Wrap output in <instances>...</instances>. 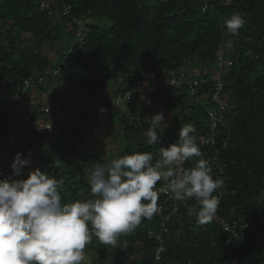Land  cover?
<instances>
[{
  "label": "trees",
  "instance_id": "trees-1",
  "mask_svg": "<svg viewBox=\"0 0 264 264\" xmlns=\"http://www.w3.org/2000/svg\"><path fill=\"white\" fill-rule=\"evenodd\" d=\"M0 1V75L7 81L6 95H0V178L12 174L11 165L18 152L25 157L30 151L38 167L63 180L62 197L69 202L89 197L87 178L95 164L137 150L151 151L158 159L162 146L159 142L147 144L149 125L141 107L144 100L135 96L123 102L125 106L121 104L119 110L124 144L107 155L99 149L90 150V141H84L81 130L96 125L101 115L96 107L82 109L80 96L112 101L105 88L113 79L124 77L132 86L143 87L149 82L150 71H155L158 82L166 83L192 65L199 68L198 77L210 78L206 70L219 67L216 53L223 46L230 48L234 62L225 74L230 97L227 128L221 129L215 148L199 144L209 162L217 156L230 191L220 200L213 221L202 226L197 225L195 213L189 214L196 207L195 200L181 203V213L169 223L163 261L264 264V0ZM45 1L48 5L44 7ZM205 2L207 8L202 10ZM65 5H72L69 15L63 14ZM237 12L245 24L233 36L224 27V19ZM72 16L86 22L82 39L77 37L75 25L71 26ZM39 47L55 56L46 55ZM64 54L66 59L62 60ZM56 62L62 71L52 76L50 71L56 68ZM34 75L67 85L57 106L71 111L75 121L62 123L52 117L55 125H60L50 133L32 120L15 117L13 105L19 101L14 93ZM40 87L48 89L46 85ZM213 88L210 81L199 90L201 101L190 95L187 86H162L151 94L156 101L153 111L156 106L174 110L170 121L165 115L168 126L163 146L177 139L181 123H191L195 133L206 127ZM135 101L138 105L133 104ZM13 123L19 127L13 129ZM11 129L18 141L8 144ZM224 138L228 139L226 146ZM192 163L188 161V167ZM212 168L215 177L217 168ZM159 202H164L163 197ZM223 216L243 218L252 227L227 245L229 235L218 219ZM160 227L155 214L135 231L122 234L116 246L103 245L93 237L85 249L91 259L84 264H155L158 242L149 237L148 230Z\"/></svg>",
  "mask_w": 264,
  "mask_h": 264
},
{
  "label": "clouds",
  "instance_id": "clouds-1",
  "mask_svg": "<svg viewBox=\"0 0 264 264\" xmlns=\"http://www.w3.org/2000/svg\"><path fill=\"white\" fill-rule=\"evenodd\" d=\"M244 24L238 12L224 19L233 36ZM147 123V144L162 145L159 158L137 150L95 164L87 178L86 199L65 201L63 180L40 167L29 169L26 179H17L30 163L18 152L12 174L0 178V264H84L93 237L116 246L122 234L151 220L159 211L161 191L171 193L176 201L195 200L189 214L195 213L197 225L211 223L220 204V196L213 193L223 187V180L213 177L195 127L181 123L177 139L163 146L165 114L155 113ZM188 161L192 166L183 167ZM158 182L164 187L158 188Z\"/></svg>",
  "mask_w": 264,
  "mask_h": 264
},
{
  "label": "built area",
  "instance_id": "built-area-1",
  "mask_svg": "<svg viewBox=\"0 0 264 264\" xmlns=\"http://www.w3.org/2000/svg\"><path fill=\"white\" fill-rule=\"evenodd\" d=\"M169 1V0H162ZM47 2L43 6H47ZM1 4V1H0ZM207 8V3L202 5V10ZM72 11V5H65L63 14L69 15ZM72 24L76 27V35L78 38L82 39L86 33V22L84 19L76 16H72ZM1 48V40H0ZM230 48L225 46L221 47L220 50L216 53L217 61L219 67L217 69H207L206 74H210L211 77H198L200 72L199 69L194 67L191 69L189 66L186 69L180 71L177 75L172 76L166 83H160L157 80V74L155 71H150L148 83H145L142 87L135 88H125L119 91L118 95L114 98L115 100L109 101L108 99H99L95 102V107L99 111L101 117L99 122L90 126L87 129H82L81 135L84 141H90L94 132L98 128L104 127L106 118L117 110V107L126 101L132 100L135 96L138 98L143 97V112L144 117H150L153 113V108L156 105V101L151 97V94L158 88L162 86L172 85L176 88L182 86H187L189 88V93L193 97H197L198 100H202L199 96V90L205 88V85L210 81H213V91L210 95V106L207 109V124L206 127L199 133H194L198 138V143L202 146L215 148L219 145V135L221 134L222 128H227V113L230 109V97L226 92V80L225 74L228 68L233 65L234 58L231 55ZM3 53L0 50V58ZM66 59V55H63L62 60ZM62 71L61 64H57L56 68L50 71L51 75H58ZM52 75V76H53ZM49 78L46 76H31L24 80L23 86L14 93V97L19 101L18 103L25 102L23 120L24 121H34L36 125L46 129L48 132L53 133L56 130L55 122H53L49 117H54L55 120L60 122H67L72 119L70 122L75 121L73 118L72 112L66 109L58 108V104L52 99L51 90L46 89L42 90L40 86L46 85L48 87L47 81ZM7 81L0 75V95H6ZM141 92V93H139ZM103 109V111H101ZM51 127V128H50ZM50 128V129H49ZM18 141L17 134L14 130H10L7 143L12 144L13 142ZM228 139H223V145L226 146ZM80 147L84 148V143H80ZM211 166L217 168V174L215 177H220L223 180V187L217 189L215 192L216 195L220 196L222 200L226 193L230 191V188L224 183L225 179L224 170L222 164L218 161L217 156L211 158ZM183 167H188V162L183 165ZM214 177V178H215ZM158 188H163V182H158ZM160 197H163L164 202H159V211L156 214L161 222V227L159 230L150 228L148 230V235L151 238H154L158 242V247L155 255V264H166L163 261V251L165 249V241L169 234V223L181 212V203L186 205L185 201H176L171 198V193L167 191H161ZM219 223L221 228L228 233L229 237L226 241V244H230L233 240L239 239L243 232L247 231L252 227V223L245 221L243 218H227L219 217ZM159 256V259H157Z\"/></svg>",
  "mask_w": 264,
  "mask_h": 264
},
{
  "label": "rangeland",
  "instance_id": "rangeland-1",
  "mask_svg": "<svg viewBox=\"0 0 264 264\" xmlns=\"http://www.w3.org/2000/svg\"><path fill=\"white\" fill-rule=\"evenodd\" d=\"M24 35H27V34H24ZM73 42L74 41H71V43H73ZM59 45H60L59 47H62V44H59ZM39 48H42V47H39ZM42 50H43V52L46 55H48L50 57L53 56V55L55 56L54 52H51V51H49L46 48H42ZM57 64H55V65H57ZM194 67H195V65L190 67V68L193 69ZM215 67H216V64H215ZM212 70H214V68ZM113 88H114V82L111 80L107 84L105 90H106L107 93L108 92L112 93ZM128 88L132 89L133 87H132V85H130V86H128ZM120 91H121V89H120ZM113 100H115V98H113ZM79 101L81 102V96L79 97ZM122 105H124V104H122ZM155 108L156 109H154L153 114L158 113V110H159V112L162 111L167 116L169 121L171 120V117L174 114V110H171V109L168 110V109H165V108L160 110L159 106H156ZM119 110H121V109L119 108L116 111H114L113 113H111L106 118L105 123L103 125L104 127L98 128L96 130V132H94L93 137L90 140V146H89L90 150L96 151V150L99 149L100 151H103L105 155H107L110 150H112V151H114V153H116L118 151V148L121 145L124 144V140H123V136H122V129L120 128V120L122 118V112L119 111ZM20 112H19V115H20ZM21 116H23V113L21 114ZM71 118H70V120L67 121V123L72 120ZM58 124H59V122L56 125L58 126ZM24 155H26L24 158H27L30 161V163H29V165H27L25 167L24 175H23V177H20V179L21 178L26 179L27 178V174H28V170L38 167L37 166V159H36V156H35L34 153L28 151ZM85 255H86V260L85 261H90L91 253L87 252V253H85Z\"/></svg>",
  "mask_w": 264,
  "mask_h": 264
},
{
  "label": "crops",
  "instance_id": "crops-1",
  "mask_svg": "<svg viewBox=\"0 0 264 264\" xmlns=\"http://www.w3.org/2000/svg\"><path fill=\"white\" fill-rule=\"evenodd\" d=\"M199 69V68H197ZM114 82V88L112 90V93H110V97L114 98L116 95H118L120 89H125V88H128V86H130V82L127 78H124V77H119V78H116V79H113L112 80ZM47 84H48V90L50 89L51 90V94H52V99L57 103L59 102L64 96H65V89L67 87V85L65 84H61V82H57V80H53L52 79H49L47 81ZM133 88H135V86H132ZM138 87V86H137ZM143 97L139 98L142 100ZM95 99H90V100H87V99H84L81 97V108L84 109V110H91L94 105H95ZM139 101H135L134 104L138 105ZM25 105V102H21V103H16L13 105V107H15V117H21V114L24 112V106ZM143 106V104H142ZM141 106V107H142ZM123 106H121V104L117 107V109L119 108H122ZM137 108V107H136ZM21 111V112H20ZM19 112H20V115H19ZM49 118H52L51 116ZM71 123V122H68V124ZM19 127V124H15L13 123V129ZM90 148V147H89Z\"/></svg>",
  "mask_w": 264,
  "mask_h": 264
}]
</instances>
